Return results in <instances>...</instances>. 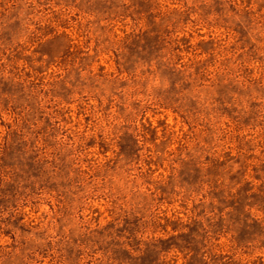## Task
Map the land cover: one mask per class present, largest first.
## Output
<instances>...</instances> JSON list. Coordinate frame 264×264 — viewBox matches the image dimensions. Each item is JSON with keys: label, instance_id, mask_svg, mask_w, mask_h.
Segmentation results:
<instances>
[{"label": "rangeland", "instance_id": "rangeland-1", "mask_svg": "<svg viewBox=\"0 0 264 264\" xmlns=\"http://www.w3.org/2000/svg\"><path fill=\"white\" fill-rule=\"evenodd\" d=\"M0 264H264V0H0Z\"/></svg>", "mask_w": 264, "mask_h": 264}]
</instances>
